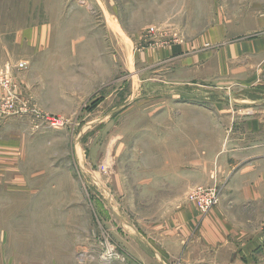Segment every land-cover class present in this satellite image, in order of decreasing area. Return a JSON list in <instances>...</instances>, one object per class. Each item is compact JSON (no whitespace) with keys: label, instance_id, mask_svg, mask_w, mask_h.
<instances>
[{"label":"rangeland","instance_id":"obj_1","mask_svg":"<svg viewBox=\"0 0 264 264\" xmlns=\"http://www.w3.org/2000/svg\"><path fill=\"white\" fill-rule=\"evenodd\" d=\"M29 1L52 28L28 61L5 48L0 62V264H219L198 259L208 246L196 229L187 239L196 260L153 253L168 238L158 219L191 189L160 164L183 144L175 126L196 130L205 117L213 131L202 144L227 152L232 118L264 119V0ZM168 45L183 55L142 63L165 60ZM174 64L185 67L168 74ZM157 71L191 80L158 81ZM259 159L256 236L233 264H264Z\"/></svg>","mask_w":264,"mask_h":264},{"label":"crops","instance_id":"obj_2","mask_svg":"<svg viewBox=\"0 0 264 264\" xmlns=\"http://www.w3.org/2000/svg\"><path fill=\"white\" fill-rule=\"evenodd\" d=\"M17 1L0 0V62H3V59H9L3 57V53H7L5 48L11 54L21 48L20 60L28 61L31 58L30 47H37L35 49L38 50H42L40 46L46 47L47 30L50 32L52 28V22L47 18L45 8L41 16L39 6L32 8L29 0H20L23 4H17ZM164 50L165 57H167L165 60L159 53H155L149 58H141L142 63H147L146 65L150 67H158L165 61L173 63V60L183 55L180 54L181 50L176 45H168ZM184 59L180 58L179 61L188 62L187 58ZM183 67L185 64H174L168 74L171 71L175 74ZM157 73L159 74L158 81L169 80V83L178 84L191 80L187 78L186 80L182 78L171 80L164 75L165 71H157ZM258 102L260 101H248L247 103L255 105ZM197 109L200 110V108ZM200 120L204 122L197 123L200 127L196 130L184 124L182 127L175 126L176 133L180 134L183 144L178 146L175 153L169 154L160 166H165L162 171L175 172L180 179H183L180 186L182 187L181 192L199 184H214L219 189L220 201L205 217L201 216V218L194 211L195 206L192 204L187 206L186 193V202L185 200L180 202L177 211L167 218L158 219L156 232L166 233L168 238L167 240L157 238L151 249L159 261H162L160 256L166 259V256L178 258L177 260L181 262L188 259L196 260L197 256H191L192 251L187 240L190 233L196 229L208 246L206 252L199 251L198 259H206L208 262L217 259L219 264H233L236 260L235 253H244L248 250V246L253 243L256 236L249 214L254 209L253 207L261 201L259 197L262 195L261 192L254 190L256 185L252 172L256 160H261L259 158L264 160V119L232 118L230 125L233 139L230 143L231 148L227 152L225 150L214 152L209 150L204 142L202 144L207 133L213 130L205 127L207 125L205 117ZM225 120L226 122L223 118L214 119L217 126L226 125L228 120ZM167 130L170 131L171 128L167 127ZM187 133L190 137L186 136ZM256 148L259 151L255 153ZM262 181H264L263 173L259 174L258 178V182ZM211 254H213L212 258ZM249 263L247 261L245 264Z\"/></svg>","mask_w":264,"mask_h":264},{"label":"built area","instance_id":"obj_3","mask_svg":"<svg viewBox=\"0 0 264 264\" xmlns=\"http://www.w3.org/2000/svg\"><path fill=\"white\" fill-rule=\"evenodd\" d=\"M155 27L151 26L148 29L149 34H155ZM26 65L25 61H20L17 64L18 68H23ZM186 199L194 204L201 213L208 212L220 199L219 189L216 185H195L187 192Z\"/></svg>","mask_w":264,"mask_h":264}]
</instances>
